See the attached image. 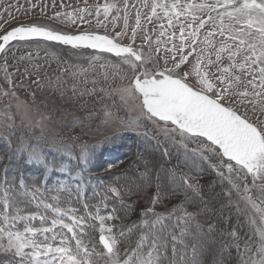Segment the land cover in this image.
Wrapping results in <instances>:
<instances>
[{
    "label": "snow or ice",
    "instance_id": "1",
    "mask_svg": "<svg viewBox=\"0 0 264 264\" xmlns=\"http://www.w3.org/2000/svg\"><path fill=\"white\" fill-rule=\"evenodd\" d=\"M28 2L32 9L39 6V0L37 3H31V0ZM139 2L142 8L150 9L145 17L147 23H153L154 18L161 20L166 17L168 24V28H165L163 23L160 24L161 31L155 44L151 35L145 32L147 51L143 46L135 44L138 30L144 31L139 9L136 10L135 27L131 28L129 37L128 0H124L123 9L118 8L115 2L93 6L96 27L103 28L105 30L103 34L91 30L92 21L87 17L93 16V12L88 7H84L71 12H56L49 18L50 21L59 22L65 28H56L52 23L37 21L17 24L0 35V53L3 54L0 56L3 60L2 70L9 84L12 81L11 74L8 73V60L11 50L10 42L13 41L54 42L57 46H67L72 52L99 50L114 54L128 69L123 78L129 83L116 90L119 98L124 103L129 100L139 101L141 116L125 122L113 113L107 112L103 123L111 129L112 134L105 137V142H114L125 132L137 133V130L142 127L141 119H143L152 126L151 134L149 130L138 132V135L150 145V148L145 149L146 151L158 149L166 161L171 158L170 149L172 148H175L177 153L182 152L183 155V160L178 158L177 164L172 168L165 170L161 165L160 171L153 178L152 168L149 167L150 162L143 155L138 154V159L144 165V171L137 173L139 182H133V188L111 187L109 189L119 201L120 207L129 211L134 204H126L124 196L139 195L147 189H154L150 199L152 206L141 212L144 217L150 215L154 219L143 220L145 231L141 232L134 247L122 249V239L126 232L131 233L137 226L133 225L132 228L118 229L113 232L116 225L106 226L105 222L118 220L120 217L99 215L97 210L95 215L89 214V218L93 222L99 221V243L106 250V252L97 253L91 242H86L84 239L85 228L94 229L95 224H86L85 217L75 215V209L61 208L59 196L54 195L51 197L53 203L44 204L45 210L50 209L55 214L54 218L50 219L51 227L28 226V223L37 216L42 224L49 221V217L39 213L27 217H12V220H25L23 231L6 230L5 227L0 226V254H11V264H14L16 258H19V264H99L101 257L103 264H162L161 257L165 255L169 247L174 258L179 255V261L173 259L169 264H200L196 258L199 241L189 245L186 239L196 240L203 231L198 217L202 212L213 211L209 206L211 198L205 200L203 186L190 182V177L180 171V163H184L189 169H196L207 164L209 168L216 171L221 183L226 181L229 184L226 195L229 196L230 204L231 196L235 192L246 206L254 211V214H258L261 223L257 228L259 243L255 248L256 258L252 255H244L253 251L248 242H245L243 254H241L239 243H236L235 247L241 255V264H264V207L261 206L264 203V0H205L200 3L191 2V0H185V2L139 0ZM22 7L19 0L7 5L5 0H0V21H2L0 30L18 19L12 15V10L20 11ZM100 8L103 9L102 13ZM114 9L116 15L112 17L110 23L115 26L121 19L120 12L123 11L124 27L122 31L109 33L105 21ZM5 14L9 19L4 20ZM101 15L103 19H100ZM181 17L183 20L180 19ZM177 25L179 26V43L174 41L177 36L174 29ZM206 25H209L211 30L203 34L201 40V29H204ZM67 27H71L72 30H65ZM217 32L219 36L224 37L215 42L219 45L218 48L214 46L213 40ZM166 35L168 39L162 41L160 37ZM125 38H129L130 42L125 44L123 42ZM198 41L205 46L213 47L214 60L209 56L205 63V50L197 51ZM161 44L165 45L162 57ZM168 44H171V47H168ZM185 48L188 49L187 53L184 51ZM193 53L196 55L190 61L189 56ZM25 58L31 59V53H28L26 57H19L20 60ZM56 59L58 63H67L60 61L58 57ZM92 59H99V57L94 55ZM161 59L163 67L160 66ZM224 59L228 61L227 64L223 63ZM39 67V65H33V68ZM210 67L215 68V71H210ZM61 71L62 74H68V68H63ZM23 74L30 75V69L25 67ZM71 74L77 75L76 72ZM60 79V76H56L57 86ZM33 83L37 87L42 86L39 76ZM49 83L52 81L49 80ZM73 90L75 91V86ZM0 95L16 97V92L3 91ZM31 95L34 104L35 93ZM21 107L24 108L26 115L29 105L24 102L16 104L18 110ZM241 108L243 111L240 110ZM50 119L51 117L42 113L36 124L43 127L44 122ZM165 144L168 147H163ZM190 144H195V147L189 148ZM78 147L79 151L73 156L72 146L63 141L50 142L41 135L35 143L29 142L26 145L27 151L23 163L35 165L45 173L58 170L71 175L65 164L49 159V149L68 156L70 160L75 159L81 169L87 170L96 158L97 149L102 148L103 145L100 143L90 145L84 142ZM19 151L24 153L25 149L22 147ZM213 160L217 163H212ZM240 172H244L245 176L241 177ZM249 175L252 179V187L260 189L261 203H257L250 194L247 183ZM20 183L23 185V180ZM242 184L243 187H241ZM181 193H183V200L174 206L167 216L155 212V205L170 197H178ZM8 197V191H3L0 195V200L5 206L8 205ZM194 198L204 207L191 212L183 205L193 203ZM84 207L87 209L88 205L85 204ZM236 207L239 209L238 204ZM112 212L115 213L116 209H112ZM173 217L176 220L175 224L169 226L164 223L166 219ZM66 218L70 222L66 223ZM249 221L253 225L257 223L252 215H249ZM3 223L8 224L9 229L12 227L6 214L3 215ZM57 228H59L58 231ZM177 228L179 235L175 231ZM208 230L212 231L213 225L210 224ZM228 235L236 241L240 239L235 231ZM177 244L182 248L179 253ZM189 247H191L192 255L186 260Z\"/></svg>",
    "mask_w": 264,
    "mask_h": 264
},
{
    "label": "rangeland",
    "instance_id": "2",
    "mask_svg": "<svg viewBox=\"0 0 264 264\" xmlns=\"http://www.w3.org/2000/svg\"><path fill=\"white\" fill-rule=\"evenodd\" d=\"M106 2H115L117 7L120 9H123L124 7V0H87L86 3L85 0H39V6L32 9L28 0H19V3L23 6L21 10H12V15L18 17V19L5 25V27L0 30V35H3L11 28L17 26V24H27L37 21L41 23H52L56 28H65L64 25H61L56 21H50L49 18L56 12H71L77 8L84 7H88L89 10L93 12V16L87 17V19L92 21L91 30H96L103 34L105 30L103 28L96 27V20L94 17L95 8L93 6L103 5ZM149 2H151V0H149ZM168 2H171V0H168ZM181 2H185V0H181ZM191 2L200 3L205 2V0H191ZM9 3L14 4L16 3V0H5V5ZM31 3H37V0H31ZM53 4H55V6H53ZM128 5L129 37L131 35V28L135 27L136 10L139 9L142 14L141 25L144 31L138 30L135 44L136 46H143L145 51H147L148 45L144 40L145 32L148 35H151L153 44H155L156 38L161 31L160 24L163 23L165 28H168L167 18L164 17L161 20H156L154 18L153 23L149 24L146 22L145 17L149 14L150 9L142 8L139 0H128ZM133 5L135 7H132ZM41 9H43V11H41ZM100 11L102 13L103 9L100 8ZM157 11L159 12V9ZM114 15H116L115 9L109 15L108 20L105 21V24H107V31L109 33L113 31H122L124 27V12H120L121 19L117 21L115 26L110 23ZM213 15H215V13H213ZM7 19H9V17L5 14L4 20ZM100 19H103L102 15ZM180 19L183 20V17ZM0 23H2V21H0ZM225 23H227L226 18ZM82 27L87 26L82 25ZM65 30L71 31L72 28L67 27ZM209 30H211L209 25H206L204 29H201V40L203 38V34ZM174 31L177 32V36L174 38V41L179 43L178 25ZM160 39L165 41L168 39V36H161ZM222 39H224V37L219 36L217 32L213 38L214 46L218 48L219 45L215 42ZM123 42L127 44L130 40L129 38H125ZM10 45L11 50L9 52L8 73L11 74L10 79L12 83H7L5 79L6 74L2 70L3 60L0 59V92L15 91L16 97L11 95H0V141H2V138L7 136L8 138H14L16 142L21 144H27L29 142L35 143L37 138L43 135L50 142L53 140L57 143L63 141L65 144L71 145L72 147L79 146L84 142L90 145L97 144L104 142L105 137L111 136L112 134L111 129L106 127L103 123L107 112L113 113L116 117L125 122L135 120L141 116L139 101L129 100L127 103H124L119 98L116 90L121 86H127L129 83L127 79L123 78L125 73L128 72V69L114 54L100 52L99 50L72 52L67 46H57L54 42L36 43L13 41L10 42ZM167 46L171 47V44H168ZM164 47L165 45H160L161 57L164 55ZM201 49L205 50V63L209 56L213 60L215 59L213 47L205 46L198 41L197 51L199 52ZM184 51L187 53L188 49L185 48ZM28 53H31V59H19L21 56L26 57ZM2 55L3 54L0 53V56ZM94 55L98 56L99 59L93 60L92 57ZM195 55L196 54L193 53L192 56H189V60H193ZM224 55L226 56V54ZM57 57L60 61H66L67 63H58L56 59ZM223 63L227 64L228 61L224 59ZM33 65H39L40 67L33 68ZM101 65H103V67H101ZM160 66L163 67L162 59ZM169 66H171L170 63ZM203 66L204 65L202 64V67ZM25 67L30 69V75L23 74ZM63 68H68V74H62L61 70ZM17 69H19V72H17ZM210 71L214 72L215 68L210 67ZM72 72H76L77 75L73 76L71 74ZM37 76L40 77L42 84L41 87H37V85L33 83V81L37 79ZM56 76L61 77L58 86L55 81ZM49 80H51L52 83H49ZM73 86H75V91L73 90ZM101 89H104V91H101ZM249 91H251V89H249ZM61 92H63V95H61ZM32 93H35L34 104L33 97L31 95ZM81 93H83V95H81ZM20 102H24L29 105L26 115L23 107L19 110L16 108V104ZM240 110L243 111V108ZM42 113L48 115L51 119L46 120L43 127H39L37 126L36 121L40 119ZM249 115H251V112H249ZM141 125L142 127L137 130V133L125 132L122 134L125 140L122 142L125 146L122 151L127 153L126 158H120V156H118L120 155V152L116 151V149L110 148V146H103V149L101 148L100 159L106 160L105 162L103 161L104 163L100 161V163L104 165L102 172L112 171L117 174V178H123L125 182H120V189H123V187L128 188L126 186V181L132 183V185L133 182H139V177L136 174L137 171L135 169L136 166L134 167L132 164L136 154H134L133 149L135 147H139L138 144L140 146L148 145L147 141L142 136L138 135V132L149 130V134H151L150 130L152 128L151 124L143 119H141ZM163 147H168V145L165 144ZM192 147H195V144L189 145V148ZM141 150L142 149L139 147V150H137L139 153L137 152V154H145V158L152 161L150 168H152L153 178L156 173L160 171L161 165H163V168L167 170L177 164L175 148L170 149L171 158L167 161L161 153H156L155 150H151V152ZM99 152L100 149H97V153ZM178 156L182 161V152L178 153ZM16 159L17 158L13 160V163H17ZM170 160L173 161L170 162ZM212 163H217V161L213 160ZM109 165H112V167L109 168ZM106 168L108 169L107 171L105 170ZM179 169L182 173H185L190 177V182L198 183L203 186L205 200L211 198L209 206L213 209V211L202 212L198 217L199 222L205 225L202 227L203 231L200 239L197 240L199 241L197 247L198 252L201 249L204 253L201 258L203 264H214L220 258L219 253L222 251V242H224L227 246H230L228 251L230 254L228 257L227 254L225 255V261L223 264H241V255L237 252L235 247L236 243L240 244L241 254H243L245 242H248L253 251L244 255H252L253 258H256L255 248L259 243L257 228L261 223L258 219V214H254V211L250 210L246 206L245 202L241 200L235 192H233L231 196L232 203L230 204L229 196L226 195L230 187L229 184L226 181L221 183L216 171L209 168L207 164H203L196 169H189L184 163H180ZM240 176L244 177L245 173L240 172ZM233 179H235V177H233ZM247 183L250 188V194L257 200V203H261L259 199L261 195L260 189L259 187H252V179L250 175L247 177ZM258 183L259 182H257V184ZM241 187H243V184ZM153 191L154 189H147L139 195L133 194L130 196H124L126 204H134V207L130 211L121 208L117 199L115 200L114 205V209H116L115 213L112 212L113 207H110L109 211L103 212L102 209L95 207L96 204H93V202L85 203L88 205L87 209H85L84 203L77 205L71 202L73 205H70L67 200H65V202L59 201V206L64 207V209H75V215L78 217H85L84 222L86 224H95L94 229L85 228L86 235L84 239L86 242H91L97 253L106 252V250H104L102 244L99 243V221L97 220L93 222L89 218V214L95 215L98 210L99 215H115L120 217L118 220H107L105 222L106 226L113 224L116 225L113 232H116L118 229L126 230V228H132L133 225H136L138 230L135 231L133 235L132 233L128 234L126 232L122 239V249H128L133 247V244L137 242V238L139 237V233L142 229L140 222L143 218H146L141 215V212L143 209L152 206L150 204V199ZM182 200L183 193H181L178 197H170L162 203L155 205V212H162V214L170 212L172 208L180 204ZM237 204L239 205V209L236 207ZM8 205H11L13 209L8 210ZM8 205L5 206L2 200L0 201V226L5 227V224L3 223V215L6 214L9 217V223H11L12 227L14 226L15 228H19L18 230H11L9 227H5L6 230L23 231L24 228L22 227H25V220H12V217H27L33 213L25 215L23 212V202L16 199L14 195H12V198L8 197ZM183 206L191 212H196L204 207V205L198 200H195V198L193 199V203H185ZM261 206L264 207V203H262ZM214 207L218 210V214L221 215L222 219L214 217ZM71 214L72 213H70V215ZM249 215H252L253 219H256V225L250 223ZM51 218H54V216L50 215L49 221ZM65 222L67 223L70 221L66 218ZM48 223L49 224L46 227H51L50 222ZM34 224L35 226H33ZM210 224L215 227L216 225H219L218 228H216L217 232L205 235L208 233L206 231V226ZM6 226H8V224H6ZM28 226L41 228L39 227V217L37 216L36 219L30 221ZM136 228H133V230ZM58 230L59 228H57V231ZM232 231H235L237 236L240 237L239 241H236L228 235V233ZM131 235L133 237L130 239ZM4 243H7L6 237ZM26 251H29V249H26ZM212 251L215 252V261V257L211 254ZM0 264H11V254H0ZM14 264H19V258H16ZM99 264H103L102 257L99 258Z\"/></svg>",
    "mask_w": 264,
    "mask_h": 264
},
{
    "label": "trees",
    "instance_id": "3",
    "mask_svg": "<svg viewBox=\"0 0 264 264\" xmlns=\"http://www.w3.org/2000/svg\"><path fill=\"white\" fill-rule=\"evenodd\" d=\"M124 141H125L124 136L122 135L114 142L104 141L100 144H102L104 147L110 146V148L116 149V151L120 152V155H118L120 156V158H126L127 153L122 151L123 147H125L124 143H122ZM27 144L18 143L14 138H8L7 136L2 138V141H0V195L3 194V191H8L10 198H12V195H14L16 199L23 202L24 204L23 212L25 213V215L29 213H33V214L39 213L41 215H46L47 217L50 218V209L45 210L44 204L53 203L51 197L54 195L59 196V201L65 202V200H67L68 204L70 205H73L72 203L79 205L81 203L85 204L87 202L88 203L93 202V204H96L95 207L102 209L103 212L109 211L110 207H113L114 209L116 198L114 197V194L109 191V189L111 187L119 188L120 182L123 181L125 182V180H123V178L120 177L117 178V174L113 173L112 171L102 172L104 167L102 163H104L106 160L100 159L101 148H99L100 152L96 153V158L88 166L87 170L81 169L78 165V162L75 159L70 160L68 156L63 155L62 153H58L54 149H49L48 150L49 159L56 160L58 162H62L63 164H65L68 168V172L71 173V175H69L68 173L60 172L58 170H53L45 173L41 168L35 165H27L23 163V158L24 156H26ZM138 146L140 147V149H142L141 151H144L146 148H150L149 144L145 146H140L138 144ZM22 147L25 149L24 153H21L19 151ZM139 147H135L133 149L134 154L135 153L136 154L132 164L134 165V167L136 166L135 169L137 173L144 171V165H142L141 161L138 159L137 150H139ZM78 151H79L78 146L72 147L73 156H75V153H77ZM148 152H151V150ZM155 152L160 153L158 149H156ZM143 156L145 157L146 155L143 154ZM175 156L176 159L179 158L181 160L177 152L175 153ZM10 157L12 158L11 160L9 159ZM15 158H17L16 159L17 163L16 162L13 163V160H15ZM100 161H102V163H100ZM148 161L150 162L149 164L150 167L152 161L150 159ZM171 161L173 160H170V162ZM21 180H23V185H21L20 183ZM126 184L128 188H132L133 186L132 183H129L127 181ZM123 189L126 188L123 187ZM7 207L8 210L13 209L11 205H8ZM157 213L162 214V212H157ZM168 213L169 212L163 213L162 215L167 216ZM214 217L222 219L221 215L218 214V210L215 207H214ZM144 219L153 220L154 217L148 216L142 219V221L140 222V225L142 227L141 232L145 231V227L143 226ZM48 222L42 224L39 220V227L48 226L49 224ZM164 223L171 226L176 223V220L173 217L172 219H166ZM201 225L202 227L205 226L203 223H201ZM33 226H35V224ZM208 226H206L207 227L206 231L208 233L205 235L212 234V232H217L216 228H218L219 225L218 226L216 225V227L213 226L212 231L208 230ZM5 227L8 228L6 224ZM10 229L18 230L19 228H15L13 226ZM137 230H138L137 228L132 230L131 232L132 235ZM175 231L177 235H179V229L177 228L175 229ZM141 232L139 233V236ZM201 234L202 232L196 237V240L187 238L186 243H188L189 245L193 243H197V240L200 239ZM132 235L130 236V239L131 237H133ZM138 239L139 237L137 238V241ZM133 245L135 246V244ZM221 247H222L221 248L222 251L219 253L220 258L215 263L213 262L214 264H223L225 261L224 260L225 255L227 254L228 257L230 254L228 252L230 246H227L224 242H222ZM177 251L178 253L182 251V248L179 244H177ZM214 253H215L214 251L211 252L212 256H214ZM203 254L204 253L201 249L199 252L197 250L196 258L197 260L200 261V264H203L201 260ZM191 255H192L191 247H189L185 259L187 260L191 258ZM173 259L179 261V255H177L174 258L171 248L169 247L165 252V255L161 257L162 264H169V262ZM215 260L216 257L214 258V261Z\"/></svg>",
    "mask_w": 264,
    "mask_h": 264
}]
</instances>
